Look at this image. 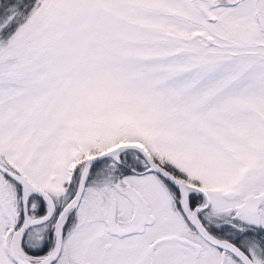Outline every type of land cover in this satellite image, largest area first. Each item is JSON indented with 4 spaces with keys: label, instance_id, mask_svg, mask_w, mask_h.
Returning a JSON list of instances; mask_svg holds the SVG:
<instances>
[{
    "label": "rangeland",
    "instance_id": "374dc122",
    "mask_svg": "<svg viewBox=\"0 0 264 264\" xmlns=\"http://www.w3.org/2000/svg\"><path fill=\"white\" fill-rule=\"evenodd\" d=\"M17 4L0 8V152L53 192L58 213L76 196L89 157L123 145L151 160L217 168L208 170L217 188L264 191V0ZM144 158L120 150L93 162L80 206L63 220L57 264H135L129 238L114 240L115 260L99 261V234L112 197L119 202L121 188L132 187ZM8 202L1 238L16 214L15 198ZM40 232L29 253L52 248L54 228ZM5 257L0 251V264L11 250Z\"/></svg>",
    "mask_w": 264,
    "mask_h": 264
},
{
    "label": "flooded vegetation",
    "instance_id": "af4514ba",
    "mask_svg": "<svg viewBox=\"0 0 264 264\" xmlns=\"http://www.w3.org/2000/svg\"><path fill=\"white\" fill-rule=\"evenodd\" d=\"M152 159L167 174L178 181L180 187L166 177L149 171L150 166L144 159L146 168L134 174L132 187L139 191L147 205V208L140 212L139 219L153 221L138 232L124 235L121 233L130 227L135 211L128 190L129 185L121 188L122 191H127L122 192L123 196L120 197V201L118 202L114 197L111 200L113 202L115 199L117 203L116 224L119 231L114 233L109 229L107 226L108 214L106 216L105 213L101 221L104 225L99 238L106 250V255L99 261L106 256L108 258L111 256L115 260V257L110 254L115 252L120 241L129 238L135 242L137 258L135 264H246L238 252L245 255L252 264H264V201L258 208L255 205H249L241 209L248 198L261 195L264 191L240 193L236 190L237 183L235 185L222 184L217 188L215 187L217 183L213 179L214 175L209 172L215 171L217 168L214 170L213 167L208 166L202 172L197 166L176 164L166 159L160 161L155 157ZM0 164L13 172L22 173L17 168H13L1 152ZM146 183H148V187L144 189L142 185ZM150 188L154 190L148 191ZM47 192L57 207L55 195L52 194L53 192ZM10 196L23 199V191L11 190L8 179L0 172V220L4 216H7V220L9 216L3 206H8ZM29 199L31 200L27 204L28 215L32 219L44 217L47 214V204L38 196L32 195ZM33 199L34 202H32ZM16 215L21 223L16 222L13 224L15 227L12 232L7 231L3 238L0 236V251L3 253V257L6 258L5 255L10 257L11 250L10 260L7 261L9 264H15L12 257L13 235L25 223V212L14 214V217ZM189 217L199 221L207 233L223 243L224 246L219 247L204 239L190 222ZM58 218L57 208H55L53 217L47 223L37 227L39 229H30L25 235L21 245L22 250L27 252L34 262L41 263L53 253L56 247L55 227ZM42 227L49 230L51 227L54 228L53 246L49 249L46 244L44 248L29 253L25 246L31 244L38 248L37 245L42 243L40 234ZM106 230L107 233H105ZM67 236L68 232L64 228L65 239ZM49 237L50 235L46 237L47 241H49ZM108 239L110 241L104 242ZM114 240L119 241L116 248L113 245ZM62 253L63 250L60 257ZM59 259L58 261H60Z\"/></svg>",
    "mask_w": 264,
    "mask_h": 264
},
{
    "label": "water",
    "instance_id": "95a60500",
    "mask_svg": "<svg viewBox=\"0 0 264 264\" xmlns=\"http://www.w3.org/2000/svg\"><path fill=\"white\" fill-rule=\"evenodd\" d=\"M120 150H139L141 151L143 154H145V152L139 148V147H136V146H125V147H122L118 150H115L113 152H110V153H107V154H104V155H101V156H98L96 158H93L91 159L88 164L86 165L85 167V170L83 172V175H82V178H81V182H80V187H79V190H78V193H77V196L76 198L66 207V209L63 211L62 215L60 216V219L58 221V224H57V227H56V237H57V249L56 251L53 253V255L46 261H44L43 263L41 264H51L53 263L59 256L60 252H61V249H62V245H63V227H62V222H63V219L68 215V213L70 211H72L73 209L77 208L79 203H80V200H81V197H82V194H83V191H84V188H85V184H86V180H87V177H88V174H89V171H90V168L93 164V162L95 161H98L100 159H103V158H106V157H109L110 155H112L113 153H116ZM146 158L149 160L150 164H151V170H154L162 175H165L167 178L171 179L172 178L167 175L161 168H159L157 165H155L151 159L145 154ZM0 169L6 174L8 175L11 179H13L15 182H17L18 184H20L23 188H24V191L27 192V191H32L34 193H37L39 194L43 199H45L48 204H49V207H50V210H49V213L48 215L39 220V221H32L31 219L27 218V223H26V226L20 230L19 232H17L15 234V237H14V241H13V248H14V252H15V259L17 261L18 264H29L25 261H21L19 260L17 257H16V249H18L17 247L20 245L22 239H23V236L25 235V233L27 232V230L31 227H34V226H38V225H42L44 224L46 221H48L51 216L53 215V212H54V205H53V202L51 200V198L45 194L43 191L37 189L35 186H33L27 179H25L24 177H20L18 175H15V174H12L10 172H8L7 170H5L4 168H1ZM173 181V180H172ZM175 184H177L175 181H174ZM178 185V184H177ZM130 192H131V197H132V200L133 202L135 203V209H136V219L134 218L133 219V222H132V225H131V230L129 229L128 232H133V231H139L143 225L146 223V222H142L140 221L139 222V213H138V210H140V200L142 201V197L138 194V192L136 190H134L133 188H130L129 189ZM115 203L113 205V212H111L110 216H109V219H108V224L109 226L114 224V220H115ZM192 223L195 225V227L197 229H199L200 233L202 234V236L204 238H206L207 240H209L211 243L213 244H218V242L213 238L211 237L203 228L200 224H198V222L196 221H192Z\"/></svg>",
    "mask_w": 264,
    "mask_h": 264
},
{
    "label": "trees",
    "instance_id": "16d2710c",
    "mask_svg": "<svg viewBox=\"0 0 264 264\" xmlns=\"http://www.w3.org/2000/svg\"><path fill=\"white\" fill-rule=\"evenodd\" d=\"M27 2H28V0H0V8H2V7H4V6H6L7 5V3L8 4H17V5H20V6H22L23 5V3H25V4H27ZM9 5V6H10ZM8 6V5H7ZM5 8V7H4Z\"/></svg>",
    "mask_w": 264,
    "mask_h": 264
},
{
    "label": "bare ground",
    "instance_id": "6f19581e",
    "mask_svg": "<svg viewBox=\"0 0 264 264\" xmlns=\"http://www.w3.org/2000/svg\"><path fill=\"white\" fill-rule=\"evenodd\" d=\"M205 230V229H204ZM206 231V230H205ZM207 232V231H206Z\"/></svg>",
    "mask_w": 264,
    "mask_h": 264
}]
</instances>
